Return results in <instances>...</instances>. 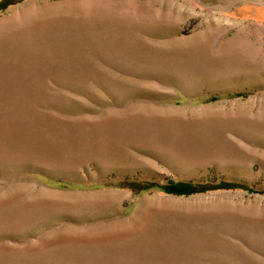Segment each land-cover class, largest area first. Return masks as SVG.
Returning a JSON list of instances; mask_svg holds the SVG:
<instances>
[{
	"label": "rangeland",
	"instance_id": "374dc122",
	"mask_svg": "<svg viewBox=\"0 0 264 264\" xmlns=\"http://www.w3.org/2000/svg\"><path fill=\"white\" fill-rule=\"evenodd\" d=\"M0 264H264V0H0Z\"/></svg>",
	"mask_w": 264,
	"mask_h": 264
}]
</instances>
